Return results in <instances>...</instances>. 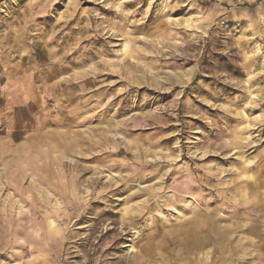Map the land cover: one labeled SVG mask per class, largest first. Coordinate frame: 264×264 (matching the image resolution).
<instances>
[{
	"label": "rangeland",
	"instance_id": "374dc122",
	"mask_svg": "<svg viewBox=\"0 0 264 264\" xmlns=\"http://www.w3.org/2000/svg\"><path fill=\"white\" fill-rule=\"evenodd\" d=\"M0 264H264V0H0Z\"/></svg>",
	"mask_w": 264,
	"mask_h": 264
},
{
	"label": "built area",
	"instance_id": "2783aa9c",
	"mask_svg": "<svg viewBox=\"0 0 264 264\" xmlns=\"http://www.w3.org/2000/svg\"><path fill=\"white\" fill-rule=\"evenodd\" d=\"M223 1L228 6H240V5H250L256 3L258 0H220Z\"/></svg>",
	"mask_w": 264,
	"mask_h": 264
},
{
	"label": "bare ground",
	"instance_id": "6f19581e",
	"mask_svg": "<svg viewBox=\"0 0 264 264\" xmlns=\"http://www.w3.org/2000/svg\"><path fill=\"white\" fill-rule=\"evenodd\" d=\"M184 233H185V235H184L185 237H188V236H190V237H196V233L195 232H192L191 233L190 230H186V231H184ZM141 258H143V256Z\"/></svg>",
	"mask_w": 264,
	"mask_h": 264
}]
</instances>
